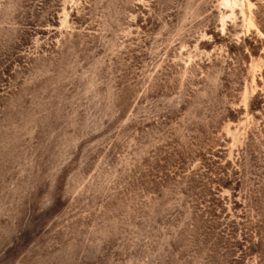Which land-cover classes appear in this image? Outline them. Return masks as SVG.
Returning a JSON list of instances; mask_svg holds the SVG:
<instances>
[{"label": "rangeland", "instance_id": "obj_1", "mask_svg": "<svg viewBox=\"0 0 264 264\" xmlns=\"http://www.w3.org/2000/svg\"><path fill=\"white\" fill-rule=\"evenodd\" d=\"M0 264H264V0H0Z\"/></svg>", "mask_w": 264, "mask_h": 264}]
</instances>
